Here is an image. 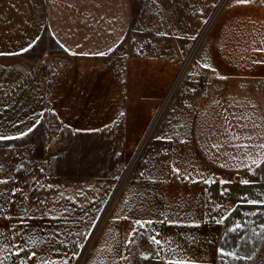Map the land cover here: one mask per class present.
Wrapping results in <instances>:
<instances>
[{
	"label": "crops",
	"instance_id": "crops-1",
	"mask_svg": "<svg viewBox=\"0 0 264 264\" xmlns=\"http://www.w3.org/2000/svg\"><path fill=\"white\" fill-rule=\"evenodd\" d=\"M212 4L0 0V136L27 133L46 111L75 127H119L132 143L152 135L127 195L136 218L121 230L135 243L115 264H240L264 244V203L247 202H264V175L241 166L243 155L226 162L209 147L225 109L245 118L250 143H264V2ZM9 153L0 145V167ZM252 157L264 160V149L245 163ZM156 233L161 246L147 242Z\"/></svg>",
	"mask_w": 264,
	"mask_h": 264
},
{
	"label": "rangeland",
	"instance_id": "rangeland-1",
	"mask_svg": "<svg viewBox=\"0 0 264 264\" xmlns=\"http://www.w3.org/2000/svg\"><path fill=\"white\" fill-rule=\"evenodd\" d=\"M227 1L213 0L212 10ZM207 25L203 23V31ZM31 129L27 135L0 141L10 149L0 167L6 179L0 205V261L119 262L129 245L122 229L136 218L137 200L127 197L130 181L152 135L132 143L119 127H75L51 111ZM258 174L264 175V164ZM263 245L258 256L240 264H264ZM19 248L24 250L13 255Z\"/></svg>",
	"mask_w": 264,
	"mask_h": 264
},
{
	"label": "snow or ice",
	"instance_id": "snow-or-ice-1",
	"mask_svg": "<svg viewBox=\"0 0 264 264\" xmlns=\"http://www.w3.org/2000/svg\"><path fill=\"white\" fill-rule=\"evenodd\" d=\"M244 2H247V0H237V3H244ZM27 50L28 49H24L23 51H27ZM98 55H104V53H98ZM204 66L208 67L207 65H204ZM225 113L226 114L222 115L220 124L218 126H213V129L210 133L209 139L212 140V143L209 145V147L211 150H213V154L217 155L218 157L220 156L225 157L226 162H227V159L238 160L241 157V155H243L244 160L240 161L241 166L247 167L250 172L253 171V165L255 166V168H260L261 164H264V160L257 161L255 157H252L251 164L245 163V160L251 156L253 149H256V148L264 149V143H261L259 145L255 143H250L251 141H254L257 137L254 135L252 131H248V124L246 122H243L245 118L239 117L235 113H228L227 109H225ZM229 117H231V119H229ZM253 127H257V126L254 125ZM32 130L33 129L30 128L29 132H31ZM27 134L28 133H22L21 136H24ZM13 138L14 137L0 136V139H13ZM15 138H19V137H15ZM172 171L177 176H180L182 173V169L175 165L172 166ZM184 178L194 183L203 182L206 184H210V183L215 182V180H204V179L193 180L191 173H188V172H184ZM0 183H6V181L0 180ZM220 183L223 185V184L230 183V181L221 180ZM241 183L249 184L251 182L248 180H242ZM227 191H228L227 189H222L221 194L224 195ZM0 195H3V194L0 193ZM247 202L249 204L264 203V202L251 201V200ZM234 210L235 209H233V211ZM227 218H228L227 216H221L220 219L217 220V222L218 223L223 222ZM125 219H127V217H125ZM135 223L139 225L140 228L146 229L149 224L153 223V221L137 220ZM239 227L240 225H236V228H239ZM236 228H231L229 229V231L235 232ZM0 235H3V234L0 233ZM129 235L132 237L136 235L135 227ZM158 235L159 233L148 236L147 242L152 245L161 246L163 242L160 239H157ZM128 242L129 244H134L135 240L130 239ZM23 250H24L23 248H19V251H16L15 253H13V255L19 256L20 252ZM218 252L222 257L225 255H234V253L225 252L223 248L219 249ZM32 256H35V253H32ZM32 256H29L28 258L31 259ZM0 264H3V261H0ZM166 264H191V262L186 261V260H168Z\"/></svg>",
	"mask_w": 264,
	"mask_h": 264
},
{
	"label": "built area",
	"instance_id": "built-area-1",
	"mask_svg": "<svg viewBox=\"0 0 264 264\" xmlns=\"http://www.w3.org/2000/svg\"><path fill=\"white\" fill-rule=\"evenodd\" d=\"M205 74L203 73V76H204Z\"/></svg>",
	"mask_w": 264,
	"mask_h": 264
}]
</instances>
